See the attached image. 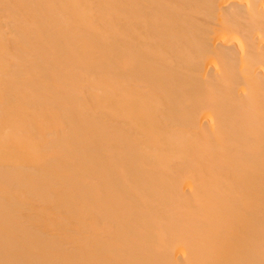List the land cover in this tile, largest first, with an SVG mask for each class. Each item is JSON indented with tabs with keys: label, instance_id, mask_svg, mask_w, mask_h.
<instances>
[{
	"label": "bare ground",
	"instance_id": "6f19581e",
	"mask_svg": "<svg viewBox=\"0 0 264 264\" xmlns=\"http://www.w3.org/2000/svg\"><path fill=\"white\" fill-rule=\"evenodd\" d=\"M0 264H264V0H0Z\"/></svg>",
	"mask_w": 264,
	"mask_h": 264
}]
</instances>
